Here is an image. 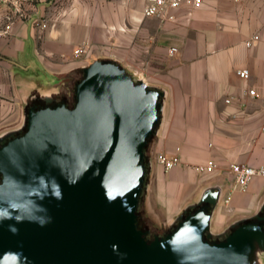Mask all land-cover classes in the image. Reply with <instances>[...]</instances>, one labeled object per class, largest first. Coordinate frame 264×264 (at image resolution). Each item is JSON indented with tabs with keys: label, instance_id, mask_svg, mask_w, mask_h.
<instances>
[{
	"label": "crops",
	"instance_id": "0c3cea01",
	"mask_svg": "<svg viewBox=\"0 0 264 264\" xmlns=\"http://www.w3.org/2000/svg\"><path fill=\"white\" fill-rule=\"evenodd\" d=\"M8 14L11 28L0 34L7 60L6 74L0 72V134L23 123L25 95L69 96L85 66L111 59L166 92L146 148L139 205L151 233L164 235L214 184L223 191L213 232L261 209L262 177L234 191L229 203L224 197L232 163L264 166V0H202L199 6L185 0L164 17L146 16L143 0H7L0 1V29L10 23ZM254 34L260 40L246 46ZM79 48L84 51L76 54ZM244 68L246 80L237 74ZM66 77H73L70 85ZM250 88L259 96H249ZM159 153L177 155L180 163L166 170ZM209 160L218 164L216 172L199 173L196 167Z\"/></svg>",
	"mask_w": 264,
	"mask_h": 264
},
{
	"label": "water",
	"instance_id": "95a60500",
	"mask_svg": "<svg viewBox=\"0 0 264 264\" xmlns=\"http://www.w3.org/2000/svg\"><path fill=\"white\" fill-rule=\"evenodd\" d=\"M83 72L73 106L25 95L23 123L0 134V264H264V204L212 231L222 184L164 235L139 226L166 92L111 59Z\"/></svg>",
	"mask_w": 264,
	"mask_h": 264
},
{
	"label": "built area",
	"instance_id": "2783aa9c",
	"mask_svg": "<svg viewBox=\"0 0 264 264\" xmlns=\"http://www.w3.org/2000/svg\"><path fill=\"white\" fill-rule=\"evenodd\" d=\"M7 1V0H0ZM185 0H143L144 2V14L146 16H166L167 11L171 9H176L182 5ZM202 0H193V4L195 6H199ZM17 13H21V10L17 8ZM174 16L170 15L169 18H173ZM6 19L10 22L8 23L4 29H0V34L6 33L11 28V22L13 20V16L8 14ZM47 24H43L46 26ZM260 40L259 34H254L251 38L245 41L246 46L251 47L256 44ZM83 48H79L75 50L76 54H80L83 52ZM178 49L176 47L170 48V52H176ZM237 74L240 78L246 80L250 77V71L246 68L239 69ZM251 97H258L259 93L255 88H250L246 92ZM226 103H230L232 101V97H228L225 99ZM157 160L165 167L166 170L173 168L174 166L180 163V158L177 155L168 156L165 153H159L157 156ZM218 164L214 160H209L205 164L198 165L196 167L197 171L202 174H214L217 170ZM255 177L264 178V166L255 167L248 164L243 163H232L230 165V175L228 176L230 181V191L224 197V202L227 204L230 202L233 192L236 190L246 191L249 187V184Z\"/></svg>",
	"mask_w": 264,
	"mask_h": 264
},
{
	"label": "flooded vegetation",
	"instance_id": "af4514ba",
	"mask_svg": "<svg viewBox=\"0 0 264 264\" xmlns=\"http://www.w3.org/2000/svg\"><path fill=\"white\" fill-rule=\"evenodd\" d=\"M56 99L58 102H60L62 100H66V96L64 97V95H59V96H56ZM44 105H46V103L44 101H42L40 99H36V100H31L27 108H30L32 106L39 108V107H42ZM261 213H263V211ZM142 227H147V225L144 221H142ZM154 235H155L154 233H151L150 237L153 238Z\"/></svg>",
	"mask_w": 264,
	"mask_h": 264
},
{
	"label": "rangeland",
	"instance_id": "374dc122",
	"mask_svg": "<svg viewBox=\"0 0 264 264\" xmlns=\"http://www.w3.org/2000/svg\"><path fill=\"white\" fill-rule=\"evenodd\" d=\"M6 63H7V60L4 58V56H2L0 54V72L3 73V74H6V69H5V67H3L4 64H6ZM72 79H73V77H66L65 78L66 85H70L72 83ZM63 95H64V97L66 96L65 94H63ZM72 96H73V94L71 92V94L69 96H66V98L69 100V99L72 98ZM141 220L144 221L143 218Z\"/></svg>",
	"mask_w": 264,
	"mask_h": 264
},
{
	"label": "trees",
	"instance_id": "16d2710c",
	"mask_svg": "<svg viewBox=\"0 0 264 264\" xmlns=\"http://www.w3.org/2000/svg\"><path fill=\"white\" fill-rule=\"evenodd\" d=\"M83 75H84V72L80 71V73L77 76V78L75 79V82H74V85H73V90H72L73 96H72V98L69 99V100L66 98V100H65L68 103L69 106H73L74 103H75V86L80 81V79L83 77ZM0 180H1V174H0ZM139 226L142 227L141 217H140V220H139ZM142 228H148V227H142Z\"/></svg>",
	"mask_w": 264,
	"mask_h": 264
}]
</instances>
